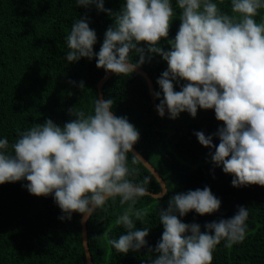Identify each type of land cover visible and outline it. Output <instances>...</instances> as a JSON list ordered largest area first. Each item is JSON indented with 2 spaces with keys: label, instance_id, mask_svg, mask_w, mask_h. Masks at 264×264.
I'll return each mask as SVG.
<instances>
[{
  "label": "clouds",
  "instance_id": "1",
  "mask_svg": "<svg viewBox=\"0 0 264 264\" xmlns=\"http://www.w3.org/2000/svg\"><path fill=\"white\" fill-rule=\"evenodd\" d=\"M74 2L85 9L94 6L113 23L94 51L97 34L90 18H74L65 36L67 62L95 57L97 67L129 75L145 63V48L138 45L146 42L147 59L155 53L167 62L153 93L159 116L167 110L170 119L185 111L195 117L198 109H213L223 125L208 135L195 131L199 143L209 148L217 166L232 174L233 187L264 185V17L256 19L264 0H230L231 14L217 0H175L180 24L175 36L166 39L167 49L160 41L169 36L177 14L173 0H124L118 10L105 7V0ZM133 54L139 59L133 60ZM78 87L84 89L83 80ZM113 104V98H96L91 110L69 107L74 119L63 126L46 118L20 131L14 141L0 137V184L25 180L22 187L29 193L52 194L62 221L71 220L73 212L91 217L119 197L128 207L115 224L125 231L107 242L120 253L147 246L155 255L141 264H211L222 240L227 247L242 242L249 217L244 205L231 217L206 222L204 231L199 223L181 219L191 210L204 215L220 208L221 199L205 185L168 199L158 211L161 238L154 247L148 244L149 227L136 226V221L146 223L147 213L135 205L150 177L138 181V156L133 155L131 164L128 156L140 132L126 116L115 114ZM214 135L219 137L216 145Z\"/></svg>",
  "mask_w": 264,
  "mask_h": 264
},
{
  "label": "trees",
  "instance_id": "2",
  "mask_svg": "<svg viewBox=\"0 0 264 264\" xmlns=\"http://www.w3.org/2000/svg\"><path fill=\"white\" fill-rule=\"evenodd\" d=\"M217 2L222 11L231 14L230 0ZM123 3L124 0H105V7L118 10ZM173 6L177 14L170 22L169 36L160 41L165 49L170 47L166 39L175 36L180 24L175 0ZM84 14L96 31L97 42L93 48L99 51L113 19L94 6L85 9L76 6L74 0H0V137L14 141L20 131L46 118L63 126L74 119L68 112L73 105L92 109L95 99L99 98L96 84L107 71L96 66L95 57L91 60L82 57L75 62H67L65 58L69 50L65 36L74 18ZM262 17L264 10L256 19L259 21ZM138 46L145 48L146 56L145 63L139 67L147 72L157 91V78L167 68V62L155 53L147 59L146 42L141 41ZM137 59L138 54H133V60ZM81 80L84 89L78 87ZM174 87L179 90L178 85ZM102 91L105 99H114L115 114L126 116L137 127L140 137L133 146L163 179L159 157L166 158L168 171L177 179L176 193L207 185L221 199L216 212L200 215L191 210L181 218L184 222H197L204 231L206 222L231 217L239 205L248 207L245 239L230 247L222 240L213 251L211 264H264V185L233 187L232 174L225 173L222 166L214 162L197 167L183 165L167 152L168 146L192 163L203 155L211 157L209 148L201 145L194 133L202 130L206 135L212 134L223 125V121L216 119L214 110L198 109L195 117L186 111L176 119L168 118L167 112L160 117L144 77L134 71L129 75L115 73L102 86ZM218 143L219 137L214 135L213 144ZM128 156L131 164L133 153L129 152ZM134 166L139 169L136 179L150 177L147 190L159 192L161 186L154 175L139 160ZM26 183L22 180L0 184V264H87L82 243V214L73 212L71 220L58 219L62 213L53 195L31 194L22 187ZM170 193L167 187L161 198ZM158 199L144 194L135 207L148 206ZM127 207L117 197L88 218L87 238L93 264H141L155 255L147 251V246L120 253L108 244L109 237H118L125 231L115 224V219ZM166 207L165 203L152 205L146 210V223L136 221L138 228L149 227L145 239L153 247L163 232L158 211Z\"/></svg>",
  "mask_w": 264,
  "mask_h": 264
},
{
  "label": "water",
  "instance_id": "3",
  "mask_svg": "<svg viewBox=\"0 0 264 264\" xmlns=\"http://www.w3.org/2000/svg\"><path fill=\"white\" fill-rule=\"evenodd\" d=\"M134 72L142 75L147 83L148 89H149V93H150V97L152 99L153 102V106L155 109L156 114H158L155 105L157 104L156 98L154 97L153 93H154V84L151 80V78L149 77V75L147 74V72L145 70H143L141 67H138L134 70ZM114 72H111L110 70H108L97 82L96 87H97V91H98V96L99 98H104L103 95V91H102V86L105 84V82L114 75ZM167 112V110H166ZM165 112V113H166ZM159 115V114H158ZM132 153L133 155H137L138 156V160L154 175V177L157 179V181L159 182L161 189L159 192H152L147 190L145 192V194L151 195L154 198H161L166 190V183L164 181V179L161 177V175L159 174V172L156 170V168L138 151L136 150V148L133 146L132 149ZM89 217H84V215L82 214L80 222H81V233H82V243L84 246V251H85V256H86V262L87 264H93V260L91 257V253L89 250V244H88V238H87V220Z\"/></svg>",
  "mask_w": 264,
  "mask_h": 264
},
{
  "label": "rangeland",
  "instance_id": "4",
  "mask_svg": "<svg viewBox=\"0 0 264 264\" xmlns=\"http://www.w3.org/2000/svg\"><path fill=\"white\" fill-rule=\"evenodd\" d=\"M167 152L173 154V159L177 160L178 163L183 164V165H192L193 167L200 166L202 164H207L209 162H213L211 160V157H206L205 155L201 156L196 162L192 163L188 159L182 158L179 154L176 152L172 151L170 147L167 146ZM165 159L164 157H159V160H161V166H162V174L164 176V181L166 183V186L168 187L169 191L171 192L169 196H167L165 199L160 198L158 200L152 201L150 205L148 206H141L138 207L139 209L143 210H148L152 205H155L157 203H165L167 204L168 199L176 193L177 189V179L174 177V174L170 173L167 169V165H165ZM125 210V209H124Z\"/></svg>",
  "mask_w": 264,
  "mask_h": 264
}]
</instances>
